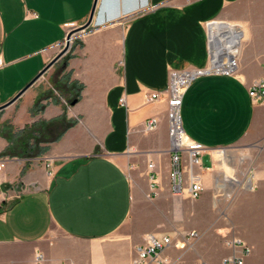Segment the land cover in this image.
Returning a JSON list of instances; mask_svg holds the SVG:
<instances>
[{
  "label": "crops",
  "instance_id": "0c3cea01",
  "mask_svg": "<svg viewBox=\"0 0 264 264\" xmlns=\"http://www.w3.org/2000/svg\"><path fill=\"white\" fill-rule=\"evenodd\" d=\"M94 1L0 0V106L58 54ZM93 12L67 52L83 86L74 105L47 91L57 61L0 110V127L77 120L22 175L24 159L2 154L0 134V264H33L37 253L41 264H133L148 233L172 238L161 252L171 264H221L238 253L231 237L251 247L246 264H264V106L248 95L264 80V0H97ZM230 59L235 74L203 75L182 96L184 131L204 147V191L174 194L167 100L145 95L164 90L171 70ZM191 231L200 237L187 239Z\"/></svg>",
  "mask_w": 264,
  "mask_h": 264
},
{
  "label": "built area",
  "instance_id": "2783aa9c",
  "mask_svg": "<svg viewBox=\"0 0 264 264\" xmlns=\"http://www.w3.org/2000/svg\"><path fill=\"white\" fill-rule=\"evenodd\" d=\"M84 31L76 32L71 37V44L74 40L83 35ZM67 35V34H66ZM237 63L235 59L228 60L227 63H210L206 67L189 68L182 70L169 71V80L166 88L162 91H152L145 95V101L151 102L155 99L164 98L167 100L168 113V139H170V165L171 170L169 177L171 178V191L174 194L181 195L187 193V196L195 200L200 197L203 190L202 177L197 171L200 166L201 155L204 147L188 138L181 124L180 106L182 104V96L190 87V83L203 75L212 73H222L225 75L235 74ZM248 95L252 104L264 106V80H255L248 88ZM123 102V99L120 100ZM157 119L150 118L145 123L147 130H153ZM223 153L222 149H219ZM3 163H1V166ZM149 169H153L152 163L147 164ZM221 183L233 186L236 177L230 173H222ZM149 179L154 182V175H149ZM200 237L198 231H191L186 234V238L197 240ZM228 244L238 249V253L227 255L223 258L221 264H246V258L249 256L251 247L239 237H231L227 240ZM172 238L166 234L148 233L144 237L142 244L136 247V255L133 264H171L168 257L161 254L162 250L169 246ZM42 255L37 253L33 260V264H41Z\"/></svg>",
  "mask_w": 264,
  "mask_h": 264
},
{
  "label": "trees",
  "instance_id": "16d2710c",
  "mask_svg": "<svg viewBox=\"0 0 264 264\" xmlns=\"http://www.w3.org/2000/svg\"><path fill=\"white\" fill-rule=\"evenodd\" d=\"M70 53L65 54L60 60L61 64L58 73L53 78L52 87L57 94L52 91L50 95L56 101H60V98H64L66 104L72 105L81 94L82 84L70 77V71L67 69L68 59ZM38 103V101H37ZM64 105V109L66 106ZM40 106L35 104L32 113L35 114L39 111ZM77 120H67L65 113L61 116L51 120H38L36 122L26 124L23 128H14L12 125H2L0 127V134L7 141V148L2 153L5 156H15L20 159L26 158L28 161L24 163V166L20 170L21 175L24 174V170L29 166L30 159L43 154L47 150V143L49 141L59 139L67 128L74 125Z\"/></svg>",
  "mask_w": 264,
  "mask_h": 264
},
{
  "label": "water",
  "instance_id": "95a60500",
  "mask_svg": "<svg viewBox=\"0 0 264 264\" xmlns=\"http://www.w3.org/2000/svg\"><path fill=\"white\" fill-rule=\"evenodd\" d=\"M96 1H97V0L94 1V4H93V6H92V8H91V11H90L91 13H90L89 17L87 18V20H86L82 25L75 26V27L71 28V30L67 33V35H66L65 38H64L63 46H62L61 49L59 50L58 54H57L53 59H51L49 62H47L46 65H45V67H44L39 73H37V74L34 76V78H33V79H32V80H31L26 86H24V87L21 89V91H19V92L17 93V95H15L13 98H11V99L9 100V102H7V103L1 105V106H0V110H1V109H4L5 106L9 105V103H11V102H13L14 100L18 99V98L21 96L22 92H23L25 89H27L29 86H31L32 84H34V82L36 81V79H38L40 76H42V75L46 72V70H47L49 67H51V65H53L55 62L59 61V59H60L62 56H64V55L68 52V50H69L70 47H71V37H73V34L76 33V32L84 31V30H86V29L90 26V23H91V20H92V18H93V14H94L93 11H94V8H95V6H96ZM72 105H74V102L72 103Z\"/></svg>",
  "mask_w": 264,
  "mask_h": 264
},
{
  "label": "rangeland",
  "instance_id": "374dc122",
  "mask_svg": "<svg viewBox=\"0 0 264 264\" xmlns=\"http://www.w3.org/2000/svg\"><path fill=\"white\" fill-rule=\"evenodd\" d=\"M74 42H76V39L74 40ZM74 42L71 44V45H73L74 44ZM61 64V60H59V62L55 65L56 66V68H55V70H54V73H52V75H51V85L48 87V89H47V91H48V93L50 92V91H52V92H54L55 94H56V96H57V98L59 99V94H57L55 91H53V87H52V81H53V78L56 76V74L58 73V70H59V68H60V65ZM52 92H50V93H52ZM61 99V98H60ZM38 156H40V155H38ZM37 156V157H38ZM37 157H32L29 161H30V163H32L33 161L34 162H36L37 161ZM24 161L25 162H27L28 160L26 159V158H24ZM29 163V164H30Z\"/></svg>",
  "mask_w": 264,
  "mask_h": 264
}]
</instances>
